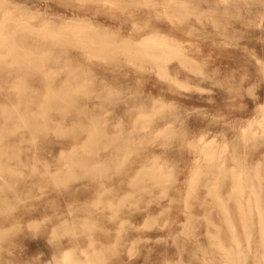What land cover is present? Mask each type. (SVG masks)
I'll use <instances>...</instances> for the list:
<instances>
[{
  "label": "clouds",
  "instance_id": "obj_1",
  "mask_svg": "<svg viewBox=\"0 0 264 264\" xmlns=\"http://www.w3.org/2000/svg\"><path fill=\"white\" fill-rule=\"evenodd\" d=\"M0 264H264V0H0Z\"/></svg>",
  "mask_w": 264,
  "mask_h": 264
}]
</instances>
